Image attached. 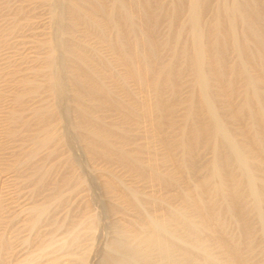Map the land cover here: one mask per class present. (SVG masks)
<instances>
[{
    "label": "rangeland",
    "instance_id": "374dc122",
    "mask_svg": "<svg viewBox=\"0 0 264 264\" xmlns=\"http://www.w3.org/2000/svg\"><path fill=\"white\" fill-rule=\"evenodd\" d=\"M191 1L153 4L152 35L164 46L160 65L189 61L183 50L191 45ZM202 1L200 27L207 33L225 17L228 0ZM112 6V0H0V264H264L261 174L238 158L233 186L212 173L215 152L205 145L196 169L185 162V172L176 171L168 156L181 163L183 154L165 142L201 117L202 90L190 69L176 96L169 88L158 92L151 76L138 79L142 63L129 61L125 50L146 53V22L129 2L133 36L119 47ZM233 84L239 88L242 80L234 76ZM213 95L233 130L226 110L242 97L231 96L229 106L226 90L216 86ZM158 102L173 108L171 121ZM83 110L115 132L110 146L89 136ZM155 172L175 182L163 184Z\"/></svg>",
    "mask_w": 264,
    "mask_h": 264
},
{
    "label": "bare ground",
    "instance_id": "6f19581e",
    "mask_svg": "<svg viewBox=\"0 0 264 264\" xmlns=\"http://www.w3.org/2000/svg\"><path fill=\"white\" fill-rule=\"evenodd\" d=\"M112 1L110 13L116 16L121 28L117 36L119 47L120 41L133 36L130 27L132 14L126 7L129 2L137 3L146 22L147 32L143 37L146 53L136 54V57L125 50V57L127 56L129 61L134 62V59H138L142 63L143 74L139 73L138 79L143 82L147 76H151L152 85L158 92L169 88L176 96L181 75L186 69H190L195 84L202 90L203 97L199 103L201 117L193 119L190 128L185 130L180 138L165 142L172 151L179 150L183 154L180 163L172 153L168 156L169 163L175 165L176 171L182 173L186 169L185 162L190 163L191 169H196L199 147L205 145L212 147L215 152L211 165L212 173L224 174L232 185L236 186L238 179L235 162L240 158L249 170L261 174L257 175L264 184V0H228L223 8L225 17L217 19L214 28L207 33H203L200 27V8L204 3L202 0H192L189 4L191 45L188 48L184 47L189 53L183 50V55L188 54L190 57L186 65H160L161 49L164 46L153 36L154 34L152 35L157 22L155 12L152 10L156 0H139V3L136 0ZM180 8L172 14V20L179 19ZM180 34L173 40V49L179 44ZM231 54L233 59L235 58L234 61L229 59ZM207 59H210L209 64ZM234 76L242 80L239 88L233 84ZM216 86L228 93L229 106H232L231 96L238 93L242 97L237 106L226 110V115L235 126L233 130L223 124V116L213 95ZM92 91L97 94L98 88L92 87ZM157 107L162 115L171 121L173 108L164 102H158ZM86 112L82 111L81 124L91 127L89 136L103 145L110 146L115 132L93 122ZM41 116L44 117V114ZM119 155L126 161H136V156L123 152ZM143 169L145 171L149 168ZM155 174L163 184L175 182L171 176L160 172ZM205 183L204 178L200 181V187ZM229 249L233 259L240 262L243 260L236 247Z\"/></svg>",
    "mask_w": 264,
    "mask_h": 264
}]
</instances>
